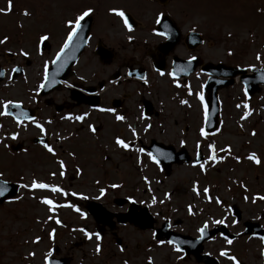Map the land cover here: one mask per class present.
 <instances>
[{"label": "rangeland", "instance_id": "374dc122", "mask_svg": "<svg viewBox=\"0 0 264 264\" xmlns=\"http://www.w3.org/2000/svg\"><path fill=\"white\" fill-rule=\"evenodd\" d=\"M185 1L191 5H186ZM179 2H183L184 6V10L181 9L184 31L190 28L206 39L207 43L200 51L212 64H238L248 70L259 65L264 67V0H176L174 4ZM8 3L9 0H0V10H6ZM11 3V11L7 15H0V38L3 37L5 41L0 44V67L10 72L20 66L23 74L13 81L5 78L0 82V110L7 103L42 107L37 93L42 69L54 56L64 35L70 30L73 19L81 13L82 3L80 0H49V5L55 10L51 13L44 11L43 6L47 5L41 0H11ZM186 7L191 10L190 14L186 12ZM47 31L53 36L49 40L54 47L41 55L36 42ZM6 50L16 55L8 57ZM76 72L82 78V58ZM201 79V76L193 75L187 81L179 82L167 76L150 77L149 91L160 116L158 122L151 125L149 133L168 140L174 131V134L188 138L186 144L191 151L193 149V153L200 149L204 156L201 163L203 170L201 164L196 169L184 165L177 168L172 178L163 185L150 186L152 212H161V217L169 214L172 223L180 221L183 226H187L186 229L195 223L206 222L204 216L207 214H221L216 212L221 202H239L241 209L249 213L256 211L251 206L254 198L264 196V92L255 96L249 102L250 105L243 100L240 85L221 92V103L225 104V108L216 136L203 137L201 124L205 105L203 99L201 102L198 98V94L201 97L203 91ZM179 83L182 85L177 87ZM181 101L186 103L181 104ZM244 104L250 108L246 120L241 119V115L246 112ZM46 115L47 111L41 110L40 117L45 118ZM186 125L190 126L187 131ZM146 126L138 125L136 129L141 132ZM17 130L7 120L0 124V178L20 181L24 185L18 199L0 210V264H36L41 261L36 259V254H41L45 249L51 250L54 244L66 248L74 255L76 263L82 261L83 264H144L147 259L153 264H173L178 260V253L169 246L155 247L152 244L147 252L144 249L147 237L137 232L128 241L133 249L129 253L118 251L112 239L101 254L93 242L80 245L82 239L87 240L81 231L80 200L82 196L89 197L92 194L99 198L101 189L103 192L109 191L104 186L108 183H103V188L96 191L94 181H111L114 174L102 178L105 174L90 169L82 176V171L74 167L80 166L81 162L79 165L72 161L68 154L69 146L61 138L56 144V147H60L59 152L55 153L58 158H54L58 163L52 161L51 156L42 154L39 148L30 149V157L27 154L15 155L5 148V143L15 140L12 135ZM4 131L10 132L9 138H5ZM194 131L200 134L197 141L191 138ZM250 154L255 155L258 164L246 158ZM210 156L214 159H210ZM34 158L38 160L37 164L32 162ZM93 165L90 164V167L93 168ZM198 170L208 175L207 180L199 181L200 184L194 180ZM149 173L150 178H154V172ZM120 180H125L122 174L116 181ZM33 181L49 187L31 189ZM54 187L59 188L60 192L50 190ZM193 188L196 190L193 191ZM103 196L106 201L113 195L107 193ZM43 199L52 201L51 211L48 205L41 203ZM257 209L259 213L264 212V205ZM188 213L191 215L187 216ZM91 241H95L94 238ZM247 247L253 255V248Z\"/></svg>", "mask_w": 264, "mask_h": 264}, {"label": "flooded vegetation", "instance_id": "af4514ba", "mask_svg": "<svg viewBox=\"0 0 264 264\" xmlns=\"http://www.w3.org/2000/svg\"><path fill=\"white\" fill-rule=\"evenodd\" d=\"M80 1L81 14L91 10L88 16L92 22L87 43L82 51V79L78 80L75 75L67 81L69 85L66 82L57 92L40 98L42 107L23 106L28 111L26 116L31 120L14 122V125L19 127L12 136L17 140L14 143H5V148L12 149L18 146L15 155L27 154V157L31 155L30 149L39 148L42 154L49 156L45 152V146L50 147L54 153L59 152L60 147H56V144L61 138L69 146L67 148L71 150L73 159L76 160L74 163L81 162L79 165L82 176L90 169L92 172L105 174L102 178L104 176L109 178L114 174L111 181H106L108 179L94 181L96 191L103 188V183H108L104 185L105 190H109L105 194L112 193L111 199L105 201L104 196L98 198L92 194L80 200L83 213L82 234L92 232V238L96 243L94 246L97 248L99 245L100 254L104 247L107 248L111 239L118 251L133 252L128 241L137 232L146 235L144 249L147 252L150 251L152 244L155 247L169 246L175 251L179 249L176 251L178 260L173 264L181 262L203 264L197 257L202 259L205 255L215 260L214 264H232L229 256L234 257L239 264H264L261 257V250L264 249L262 240L264 212L259 213L257 209L258 206L264 205V201L255 200L251 206L256 211L249 213L241 209L239 202L231 204L221 202L216 210L221 214H207L204 216L206 222L195 223L187 229L180 221L172 223L168 213L167 216L161 217V212L155 214L151 210L150 186L163 185L167 179L172 178L177 168L184 165L196 169L198 164L193 162V157L198 149L193 153V149L191 151L186 144L188 138L174 134V131L168 140L149 133L151 125L156 124L160 116L149 91L150 77L167 76L172 81L183 82L195 75L201 76L204 83L208 75L203 72V68L211 63L200 51L205 42L201 46H194L182 36L186 32L181 23L182 11L178 10V3L174 4L176 0H169L165 4L160 0ZM45 4L47 6L43 8L47 12H52L53 6L49 5V0ZM116 12H122L129 17L127 24L131 31L125 27V19H121ZM161 19L172 31L175 29L178 32V39L175 42H169L165 34H157V26ZM50 48L47 46L44 49ZM182 61H193L196 68L186 78L177 79L173 76L174 71L176 67L183 66ZM184 66L188 68L190 64L186 63ZM232 66L246 70L243 65ZM258 68L261 69L263 66L259 65ZM91 89L94 92L88 94L87 90ZM75 90L82 93V96L76 94ZM225 91L227 90L219 92L221 99H223L221 92ZM223 107L225 108L224 103ZM41 110L47 111L45 118L40 117ZM117 116L122 119L117 120ZM5 120L7 117L2 115L0 124ZM37 124L40 128L36 127ZM138 125L147 126L140 132L136 129ZM187 128L190 126L186 125L185 131ZM4 135H7L6 131ZM197 137V132L194 131L191 138ZM117 139L127 144V149L117 146L115 143ZM38 140L41 141L37 143ZM155 148L166 152L161 162L154 158L152 149ZM184 149L188 156L184 155L180 159V153H183ZM54 158L53 156L52 161H55ZM32 162L37 164L38 160L34 158ZM90 164H94L93 168ZM149 172H154V178H150ZM121 174L125 180L116 181ZM207 177V174L199 171L194 180L200 184L199 181L207 180ZM17 182L21 185L20 181ZM18 197L19 195L0 205V210L12 205ZM242 202L245 204V201ZM190 215L191 213H188L187 216ZM219 221L222 223H218ZM201 229L203 231H200ZM157 230H163V235L173 233L185 239L178 240L177 244L160 242L154 239ZM97 235L100 236L99 241L96 240ZM229 240L232 241L231 244L228 243ZM91 242L94 243L89 239H82L79 244ZM248 245L253 248L255 254L252 255ZM221 251L225 252V256L219 255ZM54 252L58 258L67 259V264H83L82 261L76 263L74 255L66 248L61 247Z\"/></svg>", "mask_w": 264, "mask_h": 264}, {"label": "water", "instance_id": "95a60500", "mask_svg": "<svg viewBox=\"0 0 264 264\" xmlns=\"http://www.w3.org/2000/svg\"><path fill=\"white\" fill-rule=\"evenodd\" d=\"M89 24L90 20H85L82 24L79 25L77 28L76 34L73 36L72 40L69 42V45L67 48L64 49L63 52L60 53L59 58H56L53 65L49 68L47 71V78L43 85L45 91L43 94L50 92L51 90H54L59 86V80L60 79H66L69 75L68 69L72 64L75 62L77 57L79 56L81 50H82V44L84 43L87 34L89 32ZM206 70H210V66L205 67ZM222 70L219 66L215 67L214 70H210L208 72L214 73L216 71ZM67 71V72H66ZM264 72V71H254V74ZM215 75H221L223 77H229L233 78L236 76L237 72L236 70L229 69V70H222L221 73H214ZM2 75H0V80L2 79ZM251 78V77H250ZM232 84V81L230 82H213L209 81L206 84V89L208 92V106H209V115L206 123L207 130L210 132L214 130L216 119L218 116V105H217V91L223 87H227L228 85ZM252 84L253 86H256L258 84V80H256V77L253 76L252 78ZM247 92L250 94L254 91V88L247 87ZM162 153H157L156 158L158 161L162 159ZM16 187L14 186H7L5 183L0 182V191H2V195H0V202H2L5 198H9L12 196L16 191ZM168 241L174 242V239L169 237L167 239Z\"/></svg>", "mask_w": 264, "mask_h": 264}, {"label": "snow or ice", "instance_id": "6c2138e0", "mask_svg": "<svg viewBox=\"0 0 264 264\" xmlns=\"http://www.w3.org/2000/svg\"><path fill=\"white\" fill-rule=\"evenodd\" d=\"M11 8H12V3H11V0H9V3L7 5V9L6 10H0V14H3V15H7L10 11H11ZM90 11L91 10H88V11H84L81 15H79L78 17H76V21H75V24L72 25V30L68 33V37L67 39L65 40L64 42V46L61 48V52L64 51L65 48L68 47L69 45V42L72 40L73 36L76 34V31H77V28L79 27L80 25V21H82L85 17H87L89 14H90ZM25 15H27V13H24ZM116 15L120 16L121 19L124 18V14L122 12H116L115 13ZM125 27L128 28V24H127V21H125ZM129 31H131L130 28H128ZM158 35H164V33H157ZM44 39H47V37H41V40H44ZM5 41L4 40H0V44H3ZM23 55V53H21ZM59 55L60 53H57V58H59ZM259 58V57H258ZM161 75H163V73H160ZM171 75V73L169 74ZM180 85H177V87H179ZM198 98L201 99V102H202V97L199 96L198 94ZM186 103L185 101H181V104H184ZM18 107V105H16ZM245 109H247V105H244ZM101 111H103V109H100ZM7 113L6 112H0V115H6ZM250 113H248L247 111L245 112V115L244 117H241V119H244L247 115H249ZM77 119H81L80 117H77ZM122 119L121 117L117 116V120H120ZM17 123H19V120H17ZM37 128H40V125L37 124L36 125ZM41 132H43V129L41 128ZM255 133H252V135H254ZM201 135H204V132L203 130H201ZM16 137L13 136L12 139H15ZM115 143L117 144V146L121 147V148H125L127 149L128 145L127 144H124L120 139H117L115 141ZM47 151L48 152H52L53 150L50 148V147H47ZM224 151H227L226 149ZM210 159H214V157H209ZM248 160L254 162V163H259V161L257 160V158L255 157L254 154H250L248 157H246ZM155 162V161H153ZM201 169L203 170V164L200 165ZM61 168H63V164H61ZM61 175H63V172H61ZM21 187H24V185H21ZM49 186L48 185H45L43 183H38L36 181H33L32 184H31V189H46L48 188ZM112 187H117L116 185H112ZM51 191L53 192H60V189L59 188H51L50 189ZM196 189L193 188V191H195ZM205 193H207V189H205ZM2 191H0V195H2ZM101 195H103V189H101ZM84 199H86V197H82ZM255 199H260V200H264V196H259V197H255L254 198V201ZM253 201V202H254ZM41 203H44L46 205L49 206V211H51L52 209V201L50 200H47V199H43L41 201ZM217 203H219V201H217ZM75 210V209H74ZM81 216H83V213H81ZM57 223H59V221H57ZM218 223H222V221H219ZM83 231V230H81ZM200 231H203V229H201ZM84 235L87 237L89 234L87 232H84ZM96 240L99 241L100 240V236L97 235L96 236ZM262 240H264V238H262ZM229 244L232 243L231 240L228 241ZM99 245H97V252H99ZM176 251H179V249H176ZM220 256H225V252L221 251L219 253ZM261 257H264V249L261 250ZM228 259L232 262V264H239V262L234 258V257H231L229 256Z\"/></svg>", "mask_w": 264, "mask_h": 264}]
</instances>
